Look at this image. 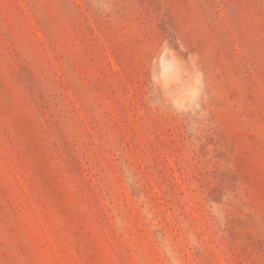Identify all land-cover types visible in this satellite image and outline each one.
<instances>
[{
  "label": "rangeland",
  "instance_id": "obj_1",
  "mask_svg": "<svg viewBox=\"0 0 264 264\" xmlns=\"http://www.w3.org/2000/svg\"><path fill=\"white\" fill-rule=\"evenodd\" d=\"M0 264H264V0H0Z\"/></svg>",
  "mask_w": 264,
  "mask_h": 264
}]
</instances>
